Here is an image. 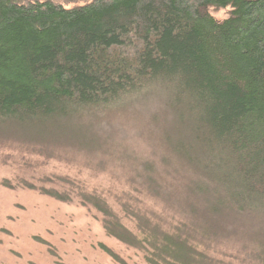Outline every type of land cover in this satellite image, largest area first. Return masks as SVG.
<instances>
[{
  "label": "trees",
  "instance_id": "trees-1",
  "mask_svg": "<svg viewBox=\"0 0 264 264\" xmlns=\"http://www.w3.org/2000/svg\"><path fill=\"white\" fill-rule=\"evenodd\" d=\"M61 1L0 0V144L113 148L139 196L120 204L134 229L104 197L79 201L147 264H234L228 249L264 264V0ZM128 118L145 158L122 143Z\"/></svg>",
  "mask_w": 264,
  "mask_h": 264
},
{
  "label": "rangeland",
  "instance_id": "rangeland-1",
  "mask_svg": "<svg viewBox=\"0 0 264 264\" xmlns=\"http://www.w3.org/2000/svg\"><path fill=\"white\" fill-rule=\"evenodd\" d=\"M87 1L61 2L70 7ZM211 14L223 19L228 9L211 10ZM124 123L129 134L126 143H122L133 148L131 155L147 157L148 138L133 136L136 131L131 128L132 118L124 119ZM105 149L91 155L64 148L57 150L53 157H45L26 145L0 144V264H120L103 247L126 264H147L141 251L106 234L99 212L80 204V190L96 193L120 215L123 224L134 229L133 219L120 209L127 196H138L129 181L132 173L128 166L122 165L120 154L111 156L113 148ZM23 180L36 187L68 192L71 200L60 201L38 189H30L22 184ZM145 203L162 210L158 202ZM132 205L140 206L142 202ZM223 248L220 247L221 251H226ZM230 253L228 260L243 263L241 253L228 249L226 254ZM211 256H221L220 250L214 249ZM256 262L252 257L244 264Z\"/></svg>",
  "mask_w": 264,
  "mask_h": 264
}]
</instances>
